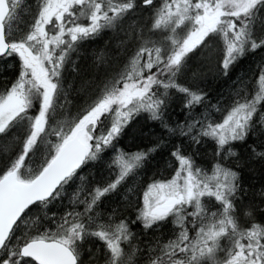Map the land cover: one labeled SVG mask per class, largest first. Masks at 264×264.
<instances>
[{"label": "snow or ice", "instance_id": "1", "mask_svg": "<svg viewBox=\"0 0 264 264\" xmlns=\"http://www.w3.org/2000/svg\"><path fill=\"white\" fill-rule=\"evenodd\" d=\"M0 264H264V0H0Z\"/></svg>", "mask_w": 264, "mask_h": 264}, {"label": "trees", "instance_id": "2", "mask_svg": "<svg viewBox=\"0 0 264 264\" xmlns=\"http://www.w3.org/2000/svg\"><path fill=\"white\" fill-rule=\"evenodd\" d=\"M31 1H33V2H31V3H34V0H31ZM108 33H110V31H109ZM111 36H112V33H111V34H108L107 36L105 35V37H107V38H110ZM100 39H101V38H100ZM97 40H99V39H97ZM97 40H96V41H97ZM112 40H115V39H112ZM94 43H96V45H92V46H91V44H93V43H91V42H89V43H87V44L85 45V48L87 49V55H86V57H84V58H80V61H79L77 64L83 66V65L86 64V63H91V61L93 60L92 52H93L94 50H100V49H103V47H104V45H105V44H104L105 42H102V43L94 42ZM116 50H117V48H116V47H113V48H112V52H111V54H114ZM76 59H78V58L76 57ZM249 63H251V60H246V61H245V64H244V67L246 68V67L248 66ZM70 75H71V73H70ZM64 115L68 116V117H65V118H64V121H63V122H66L67 120L74 118L75 110L72 109V110H71V113H69V109H68V107L66 106V108L64 109Z\"/></svg>", "mask_w": 264, "mask_h": 264}, {"label": "bare ground", "instance_id": "3", "mask_svg": "<svg viewBox=\"0 0 264 264\" xmlns=\"http://www.w3.org/2000/svg\"><path fill=\"white\" fill-rule=\"evenodd\" d=\"M108 34H111V31H110V33H108ZM107 34V35H108ZM106 35V36H107ZM95 42H99V43H102V42H105V43H107V45H108V48H109V54L111 55V52H112V48L113 47H116L117 48V46L119 45V40L118 39H115V40H112V39H110V38H107V37H105V36H103L101 39H99V40H97V41H95ZM91 43H93V42H91ZM104 43V44H105ZM92 45H96V43H93V44H91V46ZM104 48V47H103ZM78 60L80 61V58H78ZM78 63V62H77Z\"/></svg>", "mask_w": 264, "mask_h": 264}, {"label": "rangeland", "instance_id": "4", "mask_svg": "<svg viewBox=\"0 0 264 264\" xmlns=\"http://www.w3.org/2000/svg\"><path fill=\"white\" fill-rule=\"evenodd\" d=\"M31 2H33V1H31V0H27V3H31ZM74 59H76V57H74ZM76 62H79V60L76 59ZM60 104H61V105H66V101L62 99V100L60 101ZM65 108H66V106H65V107H62V108H58V111L62 113V115L57 116V121H58V122H63V121H64V118H65V117H68V116L64 115V109H65Z\"/></svg>", "mask_w": 264, "mask_h": 264}]
</instances>
